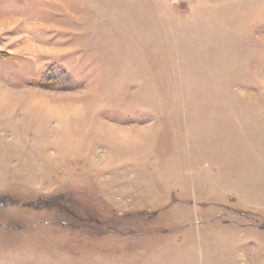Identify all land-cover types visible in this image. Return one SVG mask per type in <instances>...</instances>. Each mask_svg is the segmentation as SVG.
Listing matches in <instances>:
<instances>
[{
  "label": "rangeland",
  "instance_id": "rangeland-1",
  "mask_svg": "<svg viewBox=\"0 0 264 264\" xmlns=\"http://www.w3.org/2000/svg\"><path fill=\"white\" fill-rule=\"evenodd\" d=\"M0 264H264V0H0Z\"/></svg>",
  "mask_w": 264,
  "mask_h": 264
},
{
  "label": "crops",
  "instance_id": "crops-1",
  "mask_svg": "<svg viewBox=\"0 0 264 264\" xmlns=\"http://www.w3.org/2000/svg\"><path fill=\"white\" fill-rule=\"evenodd\" d=\"M242 101L244 102V98H242ZM245 103H246V105H244V107H246L247 109H248V108L251 109V110H250L251 113H252V112H255V111H253V108H254V107H257L256 104L251 103L250 101L247 102V100H245ZM255 113H256V114H257V113L261 114V112H255ZM236 116H237V115H236ZM238 118H239V117H238Z\"/></svg>",
  "mask_w": 264,
  "mask_h": 264
}]
</instances>
